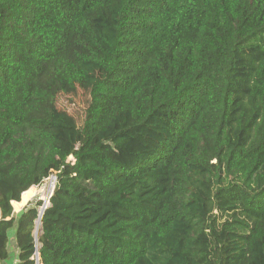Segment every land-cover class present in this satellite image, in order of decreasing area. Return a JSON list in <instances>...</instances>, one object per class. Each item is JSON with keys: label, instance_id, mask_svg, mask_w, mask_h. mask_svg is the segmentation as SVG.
Wrapping results in <instances>:
<instances>
[{"label": "trees", "instance_id": "16d2710c", "mask_svg": "<svg viewBox=\"0 0 264 264\" xmlns=\"http://www.w3.org/2000/svg\"><path fill=\"white\" fill-rule=\"evenodd\" d=\"M52 174L36 249L42 201L13 204ZM11 246L264 264V0H0V264Z\"/></svg>", "mask_w": 264, "mask_h": 264}, {"label": "rangeland", "instance_id": "374dc122", "mask_svg": "<svg viewBox=\"0 0 264 264\" xmlns=\"http://www.w3.org/2000/svg\"><path fill=\"white\" fill-rule=\"evenodd\" d=\"M85 104H86V95L79 90L76 92L75 95L61 96L58 99L59 108L66 110L68 113L74 115L75 117H78L81 114V112L85 107ZM48 188H49V183L47 178L43 181V183L39 187L31 188L28 191L34 190L35 192L33 199L34 202L36 200H41L42 202H44L47 200ZM22 203L23 201L21 197L20 202L16 206L14 205V208L17 209L20 205H22ZM39 234H40V223L37 222L36 228L34 230L37 249L39 248V244L37 241Z\"/></svg>", "mask_w": 264, "mask_h": 264}, {"label": "crops", "instance_id": "0c3cea01", "mask_svg": "<svg viewBox=\"0 0 264 264\" xmlns=\"http://www.w3.org/2000/svg\"><path fill=\"white\" fill-rule=\"evenodd\" d=\"M30 198V199H29ZM34 199V196H28L27 199L22 203V205H20L17 209L14 208V205L16 206V204L18 203H14L13 204V210L15 213L20 212L21 210L25 209ZM35 237V235H34ZM9 252H10V259L9 261L7 260L4 264H15L16 261V251L15 249L11 246L9 248Z\"/></svg>", "mask_w": 264, "mask_h": 264}, {"label": "built area", "instance_id": "2783aa9c", "mask_svg": "<svg viewBox=\"0 0 264 264\" xmlns=\"http://www.w3.org/2000/svg\"><path fill=\"white\" fill-rule=\"evenodd\" d=\"M48 183H49V188H48L47 200L42 202V206L39 208V215L38 216H41L42 211H44V209L49 205V199L52 195V192H53L54 186H55V176L53 174L48 177Z\"/></svg>", "mask_w": 264, "mask_h": 264}, {"label": "bare ground", "instance_id": "6f19581e", "mask_svg": "<svg viewBox=\"0 0 264 264\" xmlns=\"http://www.w3.org/2000/svg\"><path fill=\"white\" fill-rule=\"evenodd\" d=\"M30 194L34 196V194H35L34 190L27 191V192L23 193L22 196H21L22 197V201L24 202L27 199L28 196H31Z\"/></svg>", "mask_w": 264, "mask_h": 264}, {"label": "water", "instance_id": "95a60500", "mask_svg": "<svg viewBox=\"0 0 264 264\" xmlns=\"http://www.w3.org/2000/svg\"><path fill=\"white\" fill-rule=\"evenodd\" d=\"M42 212H43V211H42ZM41 217H42V214H41V216H38V220H37V222H40ZM35 244H36V239H35ZM36 249H37V247H36ZM36 255H37V253H36Z\"/></svg>", "mask_w": 264, "mask_h": 264}, {"label": "clouds", "instance_id": "9594fccd", "mask_svg": "<svg viewBox=\"0 0 264 264\" xmlns=\"http://www.w3.org/2000/svg\"><path fill=\"white\" fill-rule=\"evenodd\" d=\"M40 223V222H39Z\"/></svg>", "mask_w": 264, "mask_h": 264}]
</instances>
